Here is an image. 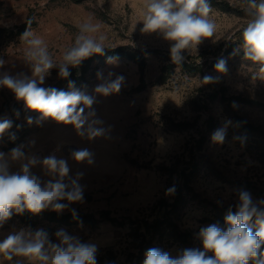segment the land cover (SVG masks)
Returning a JSON list of instances; mask_svg holds the SVG:
<instances>
[{
	"label": "rangeland",
	"instance_id": "374dc122",
	"mask_svg": "<svg viewBox=\"0 0 264 264\" xmlns=\"http://www.w3.org/2000/svg\"><path fill=\"white\" fill-rule=\"evenodd\" d=\"M143 4L144 0H0V58L6 61L0 73L31 75L24 62L26 45L17 34L25 23L45 41L54 63L61 61L80 26L89 21L100 26L95 35L106 36V51L119 48L145 60L142 70L127 57L119 58L118 65L98 57L87 70L83 63L71 69L70 79L78 87L87 85L89 94L99 83L98 70L126 77L121 93L97 97L94 105L105 127L111 126L109 138L89 141L70 126L51 121L28 125L27 117L38 114L0 88V118L4 114L13 120L19 112V120L29 127L23 138L13 126L9 132L16 140L6 133L0 151L9 153L11 143H16L41 157L60 149L56 154L68 158L72 149L83 147L95 154L90 166L69 159L73 174L85 173V203L71 205L78 220L60 222L41 213L25 224L13 215L0 227V239L31 228L46 230L55 241V232L65 229L98 246V264H143L152 247L173 256L186 248H202L197 239L200 227H225L224 216L238 202V190L250 192L254 201L264 199V65L247 59L242 51L241 32L251 19L245 0H210L216 32L197 50L184 53V61L200 65L195 72L171 61L168 42L140 32ZM221 57L228 73L219 83H203L204 75H218L214 65ZM42 86L67 90V80L53 68ZM228 120L232 123L225 143L213 145L211 134ZM233 137H246V142ZM10 170H19V164L13 163ZM32 171L48 179L39 167ZM173 184L176 194L166 196ZM158 219L172 224L155 231L152 226ZM16 259L28 264L24 258L6 261L2 256L0 264H15Z\"/></svg>",
	"mask_w": 264,
	"mask_h": 264
},
{
	"label": "clouds",
	"instance_id": "9594fccd",
	"mask_svg": "<svg viewBox=\"0 0 264 264\" xmlns=\"http://www.w3.org/2000/svg\"><path fill=\"white\" fill-rule=\"evenodd\" d=\"M247 14L251 17L241 32V45L244 56L264 65V0H245ZM140 32L156 35L170 45V59L175 64L184 62V53L197 50L216 32V23L210 18V0H144ZM100 26L90 21L80 26L73 46L64 51L59 63H54L45 41L28 28L20 39L26 45L24 62L30 66L31 75L8 72L0 73V88L8 89L17 102H22L25 110L37 113L34 119L27 117V124L43 126L51 121L57 125L70 126L77 136L92 141L96 138H109L111 126L98 117L94 105L97 97H109L121 93L127 85L123 74L98 70L99 81L89 94L87 85L77 86L70 79L71 69L78 68L93 56H106V36L99 33ZM238 51V50H234ZM118 56H108L107 64L118 65ZM6 64L0 58V68ZM58 69V77L67 80V90L44 87L50 71ZM218 75L206 74L205 84L219 83L228 73L227 61L219 58L214 65ZM261 71H264L262 67ZM237 106L235 102L232 105ZM19 116V112H16ZM213 131L210 141L222 146L227 137V126ZM13 120L0 118V141L6 133L9 139L16 140L15 133L9 130ZM20 128L21 125H16ZM241 144L246 137H233ZM31 145L35 141L30 142ZM24 145H18L9 153L0 151V227L13 215L25 212L36 216L45 210L63 213L69 210L73 219L79 215L73 204L85 203L86 185L82 184L85 173L73 174L69 159L77 165H93L95 154L86 147L72 149L69 157L58 156L56 151L39 156L26 153ZM13 163L19 170L11 171ZM39 167L43 176L32 170ZM176 185L165 190L166 196L176 194ZM66 201V203H65ZM82 223V222H81ZM224 225L212 223L200 227L197 239L202 248H186L173 256L168 251L152 247L146 250L143 264H264V199L254 201L247 190H238V202L229 206L224 216ZM55 241L44 229L21 228L0 239V256L6 261L20 257L28 264H98V246L83 242L79 236L65 229L55 232ZM15 264H23L20 259Z\"/></svg>",
	"mask_w": 264,
	"mask_h": 264
},
{
	"label": "trees",
	"instance_id": "16d2710c",
	"mask_svg": "<svg viewBox=\"0 0 264 264\" xmlns=\"http://www.w3.org/2000/svg\"><path fill=\"white\" fill-rule=\"evenodd\" d=\"M30 24L28 23H25L24 25H22L17 34L19 35H22L24 33V31L28 28L29 30L31 29L30 28ZM1 30V29H0ZM106 56H93L91 57L90 59L86 60L83 62V70H87L91 61L95 58H101V57H108V56H118L119 58H122V57H127V58H132L134 59L141 67V70L144 68L145 66V60L144 59H141L139 58L137 55L135 54H131V53H128L126 52L125 50L123 49H111V50H108L106 51ZM183 66L185 68H189L190 70L192 71H197L199 69H201L200 65L197 63H191V62H187V61H184L183 63ZM238 99H241V100H244L243 97H238ZM6 116L4 114L1 115V118H5ZM7 118V117H6ZM240 118V121L245 124L247 123V121H245L243 118L241 117H238V119ZM13 122H14V127H16V125H21L20 128H18V132H22V136L23 138L27 136L28 134V129L29 127L26 126L25 124H23L20 120H19V117H15L13 119ZM251 126V125H250ZM252 127V126H251ZM17 128V127H16ZM13 145V147L17 146L18 144L16 143H11ZM11 147V148H13ZM181 191L179 192V198L181 197ZM42 214H45V216L47 217H50L54 220H57V221H60V222H72V221H75L76 219H73L72 215L71 214H62V213H56V212H53L51 210H45L44 212H42ZM20 216V219L23 223L25 224H29L33 221L34 217L33 215L25 212L23 215H19ZM171 220L169 219H163V220H156L154 223H153V228L155 229V231H160L161 229H163V227H165L166 225H171Z\"/></svg>",
	"mask_w": 264,
	"mask_h": 264
}]
</instances>
